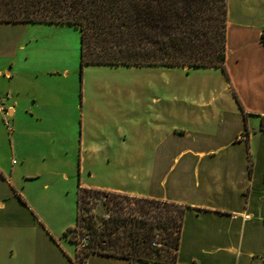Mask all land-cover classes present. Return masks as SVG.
<instances>
[{"label":"crops","instance_id":"obj_1","mask_svg":"<svg viewBox=\"0 0 264 264\" xmlns=\"http://www.w3.org/2000/svg\"><path fill=\"white\" fill-rule=\"evenodd\" d=\"M262 37L264 0H226L228 80L219 67L168 66L186 77L195 74L186 85L177 81L169 93L149 100L115 96L102 106L97 97L81 98L75 114L76 191L99 188L187 204L176 264H264ZM12 76L0 68V264H74L75 247L63 236L65 228L47 222L18 186L17 174L20 167L27 170L29 157L16 167L15 136L30 133L37 116L27 113L35 101L29 86L19 92ZM27 96L32 102L17 109V98ZM20 112L29 120L24 126L17 124ZM38 158L39 166L46 164ZM134 262L99 252L84 259Z\"/></svg>","mask_w":264,"mask_h":264},{"label":"trees","instance_id":"obj_2","mask_svg":"<svg viewBox=\"0 0 264 264\" xmlns=\"http://www.w3.org/2000/svg\"><path fill=\"white\" fill-rule=\"evenodd\" d=\"M0 22L73 25L80 34V67L213 66L228 80L224 66L226 0H0ZM247 166L250 171V161ZM92 199L106 206V217L82 211L88 202L94 204ZM187 207L175 201L78 186L75 225L93 235L75 256L83 264L90 252L125 257L130 263L176 264Z\"/></svg>","mask_w":264,"mask_h":264},{"label":"rangeland","instance_id":"obj_3","mask_svg":"<svg viewBox=\"0 0 264 264\" xmlns=\"http://www.w3.org/2000/svg\"><path fill=\"white\" fill-rule=\"evenodd\" d=\"M1 67L12 71L11 82L19 92L26 84L35 97L34 103L28 96L17 98V109L31 101L27 113L33 112L32 118L37 116V120L32 119L30 133L20 132L15 136L12 158L17 162L16 167L29 157L27 170L20 167L17 174L18 186L31 201L39 204L45 220L60 229L72 226L76 217L79 176L75 114L79 112L81 98L97 97L102 106L108 97L115 96L149 100L166 91L169 93L177 81L186 85L195 74L190 71L186 77L176 67L157 65L88 64L80 67L79 30L66 23L0 22ZM16 119L18 126L29 123L21 112ZM3 123L6 126L4 120ZM18 147L24 149L27 156H21ZM39 156L46 164L38 165ZM23 173H30L31 177L26 179ZM100 201L88 202L89 207L82 211L93 217H106L109 212ZM92 233L74 224L65 231L64 237L76 247L80 241L89 240ZM82 234L86 236L82 238Z\"/></svg>","mask_w":264,"mask_h":264},{"label":"built area","instance_id":"obj_4","mask_svg":"<svg viewBox=\"0 0 264 264\" xmlns=\"http://www.w3.org/2000/svg\"><path fill=\"white\" fill-rule=\"evenodd\" d=\"M5 123L7 124V121L5 120ZM246 217L248 216L247 214L245 215ZM82 238H84V237H82ZM84 242H86V241H80L77 245H76V247H75V252L74 253H76L77 252V250L84 244ZM74 260V264H83V261H80L78 258H77V256H75V254H74V258H73Z\"/></svg>","mask_w":264,"mask_h":264}]
</instances>
